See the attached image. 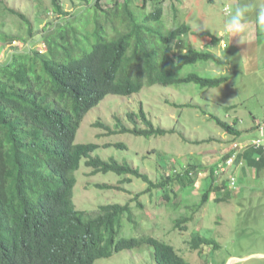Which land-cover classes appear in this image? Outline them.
Here are the masks:
<instances>
[{
	"label": "trees",
	"instance_id": "obj_1",
	"mask_svg": "<svg viewBox=\"0 0 264 264\" xmlns=\"http://www.w3.org/2000/svg\"><path fill=\"white\" fill-rule=\"evenodd\" d=\"M164 1L124 0L120 4L116 0L110 7L101 8L97 3L91 5L90 0H81L84 14L91 9L102 10L106 11L108 20L105 33L98 35L90 50L77 53L82 14L41 34L47 45L45 52L32 48L16 50L0 61V264H94L97 259L142 245L152 247L157 264H191L174 246L152 235L118 236L124 214L130 220L133 218L131 202L135 200L143 208L144 204L138 200L142 191L122 204H102L92 213L77 209L73 202L75 171L82 158L92 168L90 173L112 171L124 176L119 183L140 178L147 183L145 191L151 193L154 188L158 191L156 200L162 205L172 197L174 203L182 205L181 191L192 186L201 172L209 171L212 177L231 154L228 151L209 167L189 163L183 173L175 170V160L168 161L162 166L171 173L153 182L126 161L93 156L91 153L99 144L75 141L84 115L108 94L130 95L144 86L183 82L215 87L229 79V76L206 77L197 73L177 75L186 64L212 61L222 65L225 60L210 50L187 43L184 35L191 28L182 21L180 13L177 15L175 2L171 4L173 27L166 29ZM51 4L55 12H63L59 0H51ZM147 5L152 7L149 11ZM8 9L23 19L25 32L31 35L29 20ZM109 29L113 34H109ZM196 34L208 36L212 44L220 40L207 30ZM4 37L8 41L16 39ZM185 50L187 53H182ZM127 116L133 122L137 116L145 127L136 124L128 127L118 121L116 129L97 124L109 133L150 136L174 131L154 126L142 106ZM210 118L234 138L244 135L237 117L230 122L216 115ZM254 129L256 126L247 130ZM115 145L126 147L122 142ZM213 185L202 193L194 212L208 201ZM191 217L178 216L175 226L184 228ZM191 246L199 252L204 246L219 247L213 237L196 232H192Z\"/></svg>",
	"mask_w": 264,
	"mask_h": 264
},
{
	"label": "rangeland",
	"instance_id": "obj_2",
	"mask_svg": "<svg viewBox=\"0 0 264 264\" xmlns=\"http://www.w3.org/2000/svg\"><path fill=\"white\" fill-rule=\"evenodd\" d=\"M114 1L116 0H90L91 5L97 3L101 8L110 7ZM117 1L121 4L124 0ZM59 2L63 12H55L51 0H2L0 61L7 59L16 50L32 48L45 52L47 45L41 34L47 33L56 24L67 23L77 15L84 14L81 0ZM173 2L177 7V15L181 14L182 21L191 28L190 32L184 35L187 43L198 49L210 50L225 60L221 45L228 37L222 35L224 17L221 5L227 4L229 0H181L179 3L177 0H165L163 7L166 29L173 27ZM8 8L23 14L29 20L32 26L31 35L25 32L26 24L23 19L17 14H12ZM151 8V5H147L146 10ZM106 18V11L95 9L81 17L77 53L82 54L90 50L98 35L105 33L108 21ZM194 22L200 27L194 29ZM203 30L224 41L212 44L208 36L201 37L196 34ZM108 31L113 34L112 30ZM4 36L16 39L8 41L4 40ZM259 39L255 47L248 45L247 41L241 47L236 41L229 43L225 49V55L232 57L228 62V74L222 73L224 64L219 65L212 61L186 64L178 71L179 77L189 73L206 77L229 76L227 81L218 86L201 87L193 82L154 84L144 86L139 92L130 95H106L84 115L75 141L99 144L91 153L93 156L98 155L102 159L114 157L118 161H126L146 173L153 182L161 180L163 174L171 173L162 166L168 161L175 160V170L182 173L189 163H199L204 167L215 164L231 149L233 143H240V137L234 138L226 133L210 115H216L229 122L237 116L240 128L251 125L253 116L259 117L260 120L264 118V35L259 36ZM141 106L154 126L173 128V133L150 136L129 132L109 133L97 124L100 122L110 129H116L118 121L124 126L132 127L136 124L143 128L145 124L140 118L134 116L133 122L127 116L129 112H138ZM242 130L245 131L246 128ZM118 142H122L126 147H117L115 144ZM91 170L92 168L85 165V158H82L79 168L75 171L76 183L73 188V202L77 209L92 213L102 204H122L136 193L143 192L138 197L144 204L143 208L137 206L135 200L131 202L133 218L130 220L128 214H124L119 237L152 235L174 246L191 264H229L230 260H233L230 264H264V257L254 256L261 254L257 251L264 252V204L260 195L248 190V183L236 184V194L231 202H215L210 192L211 199L209 195L205 205L194 212L202 193L212 185L209 171L199 173L195 183L181 191L180 196L178 194L182 205L174 203V197L162 205L156 200L158 191L155 188L151 193L145 191L147 183L140 178L133 177L130 183H119L123 175L112 171L90 173ZM223 172L229 180L232 175L230 170ZM215 175L216 172L212 177ZM97 184H109L114 187H99ZM117 186L122 189L115 188ZM169 186L168 184L166 188ZM173 192L171 191L172 196ZM261 197L263 199L262 195ZM182 214L193 217L184 228H178L174 221ZM192 232L213 237L219 247L211 249L204 246L200 252L193 249ZM238 258L244 259L237 260ZM94 264L157 263L152 247L142 245L97 259Z\"/></svg>",
	"mask_w": 264,
	"mask_h": 264
},
{
	"label": "crops",
	"instance_id": "obj_3",
	"mask_svg": "<svg viewBox=\"0 0 264 264\" xmlns=\"http://www.w3.org/2000/svg\"><path fill=\"white\" fill-rule=\"evenodd\" d=\"M209 1H212V0H209ZM246 2L250 4H255L257 3V0H246ZM254 15H255L254 12L252 14L251 13L249 14V31H248L247 36L245 37V40L249 42L248 45H252L253 47L257 46L258 40H260L259 36L264 35V29H260L256 26ZM222 40H219V43L220 42L222 43L224 41ZM237 40H238V37H233L231 41L237 42ZM238 45L240 47L244 46V44H238ZM262 119L264 121V118ZM258 120H260L259 117L253 116L251 125H247L242 128L239 127L241 130L246 128L245 131L243 130L244 135L240 138V140L241 139L246 140V139L253 137L252 136L253 133H254V136L257 134L256 129L252 130L251 132L248 131L247 129L251 128L252 126H256V121ZM245 149H246L245 152H244V149L240 151L242 152V154H239V157L236 160L235 165L232 168H228V170H230V174L236 177L237 185H240V184L246 185L248 183L249 185L248 190L251 193L260 195V199L262 203L264 204V156L261 157L262 154L264 155V151L251 148L250 146H248ZM218 175H223V176L219 177L215 175L214 178L211 177L212 183L215 185V188L212 189L211 191L214 196L212 199L215 202H220V201L228 202V200L231 202V200L234 198V194H236V188H231L228 182V178L225 177L224 173L223 174L221 173ZM261 195L263 196V199ZM210 199H211V193H210ZM257 252L264 254L263 251H257Z\"/></svg>",
	"mask_w": 264,
	"mask_h": 264
},
{
	"label": "clouds",
	"instance_id": "obj_4",
	"mask_svg": "<svg viewBox=\"0 0 264 264\" xmlns=\"http://www.w3.org/2000/svg\"><path fill=\"white\" fill-rule=\"evenodd\" d=\"M221 11L224 17L222 35L228 39L221 45L225 64L222 69L223 74H228L229 59L232 57L225 55V49L228 47L233 37H238L237 43H246L245 37L249 31V14L254 12L255 24L258 28L264 29V0H257V3L250 4L246 0H229L227 4L221 5ZM200 27L197 22L193 23V28ZM187 53V50L182 51Z\"/></svg>",
	"mask_w": 264,
	"mask_h": 264
},
{
	"label": "built area",
	"instance_id": "obj_5",
	"mask_svg": "<svg viewBox=\"0 0 264 264\" xmlns=\"http://www.w3.org/2000/svg\"><path fill=\"white\" fill-rule=\"evenodd\" d=\"M256 132L257 134L251 137L247 141L239 140V142L233 143L231 149L229 150L231 154L228 156L224 164L220 167L219 170L215 171L216 174L224 173L223 171L228 170V168H232L235 165L237 157L242 149L247 148L248 146L254 149H260L264 151V121L258 120L256 121ZM229 185L231 188H235L236 186V177L231 175L229 177Z\"/></svg>",
	"mask_w": 264,
	"mask_h": 264
},
{
	"label": "water",
	"instance_id": "obj_6",
	"mask_svg": "<svg viewBox=\"0 0 264 264\" xmlns=\"http://www.w3.org/2000/svg\"><path fill=\"white\" fill-rule=\"evenodd\" d=\"M254 256L264 257L263 254H258V255H254ZM242 259H244V258H238L237 260H242ZM232 261H233V260H230V261H229V264H230V262H232Z\"/></svg>",
	"mask_w": 264,
	"mask_h": 264
}]
</instances>
